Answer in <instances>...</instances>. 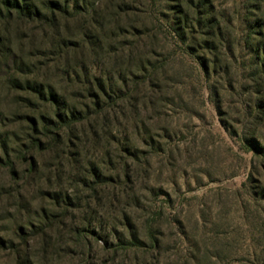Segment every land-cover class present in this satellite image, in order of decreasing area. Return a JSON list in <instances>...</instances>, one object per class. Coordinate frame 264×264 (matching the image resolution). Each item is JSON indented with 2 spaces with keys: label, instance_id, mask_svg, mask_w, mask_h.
<instances>
[{
  "label": "rangeland",
  "instance_id": "1",
  "mask_svg": "<svg viewBox=\"0 0 264 264\" xmlns=\"http://www.w3.org/2000/svg\"><path fill=\"white\" fill-rule=\"evenodd\" d=\"M0 264H264V0H0Z\"/></svg>",
  "mask_w": 264,
  "mask_h": 264
}]
</instances>
